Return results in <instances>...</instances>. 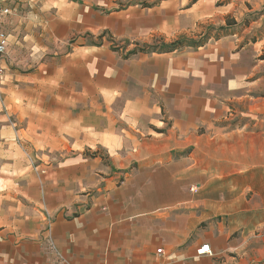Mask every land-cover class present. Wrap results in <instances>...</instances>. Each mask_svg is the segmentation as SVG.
Instances as JSON below:
<instances>
[{
  "label": "crops",
  "instance_id": "1",
  "mask_svg": "<svg viewBox=\"0 0 264 264\" xmlns=\"http://www.w3.org/2000/svg\"><path fill=\"white\" fill-rule=\"evenodd\" d=\"M130 1L2 0L0 264H264V60L86 42L198 7Z\"/></svg>",
  "mask_w": 264,
  "mask_h": 264
},
{
  "label": "rangeland",
  "instance_id": "2",
  "mask_svg": "<svg viewBox=\"0 0 264 264\" xmlns=\"http://www.w3.org/2000/svg\"><path fill=\"white\" fill-rule=\"evenodd\" d=\"M137 2L146 8L162 4L177 9L190 8L195 4L198 7L194 13L195 17L192 15L180 18L182 31L174 35L156 34L134 38L104 31L98 35L86 36V42L105 44L119 58L126 61L142 53L167 51L170 49L169 44L176 40L182 42L178 50L192 54L203 51L199 55L204 58L210 52L213 54L214 62L223 60L227 53L230 58L233 56L234 60L238 61L253 58L264 60V0H188L185 3L181 0H137ZM127 4L129 3L125 1L120 3V6ZM204 46L205 51L200 48ZM238 61L234 63L235 66ZM6 69L7 67L5 72ZM228 75L235 76L236 73L228 70ZM217 86L220 94L221 86L219 84ZM236 104L231 107H237Z\"/></svg>",
  "mask_w": 264,
  "mask_h": 264
},
{
  "label": "built area",
  "instance_id": "3",
  "mask_svg": "<svg viewBox=\"0 0 264 264\" xmlns=\"http://www.w3.org/2000/svg\"><path fill=\"white\" fill-rule=\"evenodd\" d=\"M11 12H12L11 8L4 5L2 0H0V23L3 20V18L5 16H7L8 14H10ZM8 46H9V34L0 25V85H1L2 78H3L4 72H5L4 62L6 61V58L8 55ZM191 189L194 190V187H192ZM47 217H48L47 218L48 219V226H50L51 218H50L49 214H47ZM47 240L49 243V247L55 248L54 241H53L50 234L47 236ZM158 252L161 253L162 249H158ZM197 252L200 255L201 254H212L211 245L209 243L202 244Z\"/></svg>",
  "mask_w": 264,
  "mask_h": 264
},
{
  "label": "trees",
  "instance_id": "4",
  "mask_svg": "<svg viewBox=\"0 0 264 264\" xmlns=\"http://www.w3.org/2000/svg\"><path fill=\"white\" fill-rule=\"evenodd\" d=\"M169 46H170V49L169 50H174V49H177L180 46H182V42L179 41V40H176V41L170 43Z\"/></svg>",
  "mask_w": 264,
  "mask_h": 264
}]
</instances>
